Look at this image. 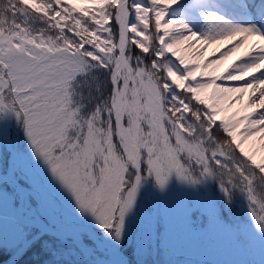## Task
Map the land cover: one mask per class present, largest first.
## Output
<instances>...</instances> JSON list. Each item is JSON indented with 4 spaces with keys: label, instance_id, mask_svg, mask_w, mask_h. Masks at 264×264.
I'll return each instance as SVG.
<instances>
[{
    "label": "snow or ice",
    "instance_id": "1",
    "mask_svg": "<svg viewBox=\"0 0 264 264\" xmlns=\"http://www.w3.org/2000/svg\"><path fill=\"white\" fill-rule=\"evenodd\" d=\"M264 264V0H0L3 264Z\"/></svg>",
    "mask_w": 264,
    "mask_h": 264
},
{
    "label": "rangeland",
    "instance_id": "2",
    "mask_svg": "<svg viewBox=\"0 0 264 264\" xmlns=\"http://www.w3.org/2000/svg\"><path fill=\"white\" fill-rule=\"evenodd\" d=\"M198 256L199 257L191 256L189 259L193 262V264H198V262L224 261L230 258L225 252H210L208 254Z\"/></svg>",
    "mask_w": 264,
    "mask_h": 264
},
{
    "label": "trees",
    "instance_id": "3",
    "mask_svg": "<svg viewBox=\"0 0 264 264\" xmlns=\"http://www.w3.org/2000/svg\"><path fill=\"white\" fill-rule=\"evenodd\" d=\"M194 257H199L198 255H193ZM4 258L3 256H0V260Z\"/></svg>",
    "mask_w": 264,
    "mask_h": 264
}]
</instances>
